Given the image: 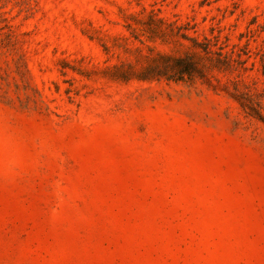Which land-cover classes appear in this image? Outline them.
<instances>
[{
  "label": "rangeland",
  "instance_id": "374dc122",
  "mask_svg": "<svg viewBox=\"0 0 264 264\" xmlns=\"http://www.w3.org/2000/svg\"><path fill=\"white\" fill-rule=\"evenodd\" d=\"M0 264H264V0H0Z\"/></svg>",
  "mask_w": 264,
  "mask_h": 264
},
{
  "label": "trees",
  "instance_id": "16d2710c",
  "mask_svg": "<svg viewBox=\"0 0 264 264\" xmlns=\"http://www.w3.org/2000/svg\"><path fill=\"white\" fill-rule=\"evenodd\" d=\"M163 68L168 69L170 72L174 74H178V76L183 75H191L192 73L197 71L196 63L192 59L191 56L184 57H171V56H163L162 57Z\"/></svg>",
  "mask_w": 264,
  "mask_h": 264
}]
</instances>
